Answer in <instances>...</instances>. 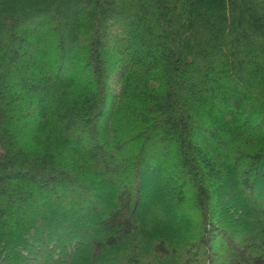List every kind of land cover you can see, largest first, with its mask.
<instances>
[{
	"label": "trees",
	"instance_id": "16d2710c",
	"mask_svg": "<svg viewBox=\"0 0 264 264\" xmlns=\"http://www.w3.org/2000/svg\"><path fill=\"white\" fill-rule=\"evenodd\" d=\"M0 264H264V0H0Z\"/></svg>",
	"mask_w": 264,
	"mask_h": 264
},
{
	"label": "rangeland",
	"instance_id": "374dc122",
	"mask_svg": "<svg viewBox=\"0 0 264 264\" xmlns=\"http://www.w3.org/2000/svg\"><path fill=\"white\" fill-rule=\"evenodd\" d=\"M112 79V81H113V79L116 81L117 80V78L116 77H113V78H111ZM117 85H118V83H115V84H113V88H116L117 87ZM180 188L178 187V186H176L175 184H167V187H166V192H165V196H168L167 197V199H169V200H172V201H178V203H180L179 202V197H180V192L178 193V190H179ZM229 189H231V187H230V185L229 186H227L226 188H225V190H229ZM182 190V189H181ZM183 191V190H182ZM220 197H222V194H221V196ZM226 207H227V209H230V207H231V203L229 202L227 205H226ZM187 213L186 212H184V211H182V212H178V214H177V217H179L180 219H185L186 217H187ZM194 222H196V221H194Z\"/></svg>",
	"mask_w": 264,
	"mask_h": 264
}]
</instances>
